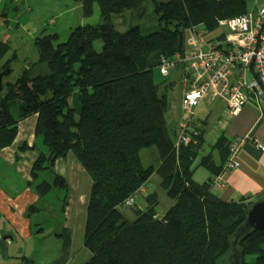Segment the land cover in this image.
<instances>
[{
  "label": "trees",
  "instance_id": "trees-1",
  "mask_svg": "<svg viewBox=\"0 0 264 264\" xmlns=\"http://www.w3.org/2000/svg\"><path fill=\"white\" fill-rule=\"evenodd\" d=\"M74 1L83 17L96 4L100 22L77 26L56 45L54 34L35 39L36 73L24 70L0 91V149L13 142L21 120L37 115L36 134L47 153L39 154L30 175L34 180L42 171L53 173L51 183L41 181L34 191L40 199L52 189L62 193L60 213L67 205L68 184L54 173L55 162L71 153L89 176L82 241L89 257L82 264H264V231L244 225L250 206L264 196L225 201L212 192L213 177L222 173L228 158L224 135L202 157V130L175 149L176 131L166 119L167 93L173 86L167 79L178 71L165 77L160 73L166 60L186 49L188 30L200 32L206 41L219 20L249 13L248 0ZM147 3L160 23L157 30L142 34L138 26L125 31L115 27L112 15H136ZM224 39L222 34L217 42ZM95 41L101 42L99 51ZM6 50L7 44L0 42V58ZM9 66L2 65L0 72ZM154 70L161 84L155 83ZM150 147L158 153L156 167L141 160V150ZM211 150L219 154L218 166ZM197 160L209 173L202 183L193 179ZM153 175L173 202L161 215L156 192L145 196L144 209L135 206ZM134 194L133 207H128L134 219L128 221L118 207ZM57 238L61 250L51 264H66L70 233L64 229ZM247 256H255L254 261H245Z\"/></svg>",
  "mask_w": 264,
  "mask_h": 264
},
{
  "label": "crops",
  "instance_id": "crops-1",
  "mask_svg": "<svg viewBox=\"0 0 264 264\" xmlns=\"http://www.w3.org/2000/svg\"><path fill=\"white\" fill-rule=\"evenodd\" d=\"M4 1L6 0H0V7ZM75 6H78V4H75ZM263 6L264 3L256 7L255 10L248 12L255 14ZM95 8L96 6L94 5L93 9ZM77 22L82 24L86 21L79 16ZM17 23H19L18 20ZM49 24L52 23L49 22ZM17 26L19 27V25ZM43 26L44 21L41 19L38 21L37 26L33 25L32 20L22 24L23 31L26 32L27 36H34ZM18 27H16V31L19 29ZM12 29L8 28V30L0 33V42L7 43L9 41ZM212 34L214 33L206 36L208 43L213 41V36L209 37ZM27 64V67L23 69L30 71L29 63ZM8 69H10V72L3 77L2 86L7 84L5 80L11 73L10 66ZM171 76H175L172 79L174 85L176 77L178 80V73ZM168 94L169 91L167 93L168 112L166 119L168 126L175 130L181 120L180 102L182 93H180V101L177 105L179 111L176 114L172 112V104L169 102ZM249 97V103L242 108L240 113L226 122L225 103L217 100L213 102L203 101L206 114L204 117H195V121L203 127L204 149L206 151H209V147L221 135H224L229 141L235 137L248 136L246 139L244 138L237 155L234 157L238 162V167L213 177L212 192L225 201L237 200L240 197L264 196V100L257 104L252 94H249ZM198 107L195 110V114L198 112ZM36 121L37 115L21 120L17 125V133L13 142L9 146L0 149V264H51L59 253V247L52 255L53 250L49 254L46 243L51 242L52 236L55 241L59 242L56 234H58L57 232L61 233L64 229L70 233L71 246L69 252H71V255L68 263L70 264L74 258V244H79L83 236L84 227L83 231L82 227H80L79 233L74 231V227L76 223L81 222L82 215L85 221L91 180L71 153H68L63 159H58L54 164V173L62 176L68 184V198L67 205L61 213L59 212V195H62V193L57 194V197H55L57 200L54 204L49 203L54 210L59 208L56 211L58 214L56 220L59 224L55 225L56 228L58 227L57 229L53 230L48 226L49 230H46L48 224L53 226L52 221L54 220L51 215L40 213V208L44 206L43 201L48 195L40 199L34 191V186L41 181L51 183L53 181V173L47 170L42 171L34 180H32L30 175L32 165L39 154L47 153L41 137L36 134ZM208 128L210 130H207ZM253 138L258 140L263 149L252 142ZM211 157L216 166L221 163L217 150H211ZM158 164L159 161L153 166L156 167ZM197 171L198 168L195 169L193 174L194 181L198 183L206 181L209 173L204 169V174H200V179H196ZM148 183L145 185L146 190L149 189ZM29 207H34L37 210L33 209L28 212L27 209ZM33 216L37 221H32ZM36 227H38L37 231H35ZM73 234H78L76 240L80 241H74ZM45 239L44 246L42 244L36 245V240L43 243ZM58 242L56 243V248ZM77 252L79 255H77L78 259L82 262L89 257V252L83 247L82 243Z\"/></svg>",
  "mask_w": 264,
  "mask_h": 264
},
{
  "label": "rangeland",
  "instance_id": "rangeland-1",
  "mask_svg": "<svg viewBox=\"0 0 264 264\" xmlns=\"http://www.w3.org/2000/svg\"><path fill=\"white\" fill-rule=\"evenodd\" d=\"M262 3H264V0H248L247 9L248 11L255 10L256 7H259ZM5 4H7V6H5ZM75 4L76 3L74 0H6L3 2L2 6L0 7V33L3 32L4 30H8V28L10 30L13 28L12 34L9 35L10 39L6 43L8 46V50H6L4 52V55L1 56L0 58V65L7 64V65H10L11 67V73L8 75L5 82L14 83L16 79L18 78V76L24 70L23 68L27 67L28 65L27 63H29V66H30V74L33 75L34 73H36V70H34L33 67L38 64V60H39V55L34 45V41L37 37L41 36L42 34H54L56 35V38L54 40V45H56V44L65 42L70 32L73 29H75L77 26H80V25L82 26L84 23L94 25L100 22L98 7L96 4H94L96 8L93 9L91 15L88 17H83L81 7L79 5L75 6ZM3 8H5L4 11H3ZM79 16L81 18H84L86 22L82 24H78L77 19L79 18ZM16 19L18 20L19 23H17ZM40 19L44 21V26L41 29H39L34 36H27L26 32L23 31L22 24L27 23L28 20H32L33 25L37 26L38 21ZM111 19H112L113 24L119 31H125L131 26H138L142 34L155 31L159 28V25H160V23L158 22L153 12V8L150 3H147L142 8L141 11L136 12V15H131L129 12H125L122 15H112ZM226 20H229V19H226ZM222 21H225V20H219L217 23V29L215 30L216 32H214V34L209 36V37L213 36L212 37L213 40H215L217 37L221 36L222 34L226 33V29L222 28L219 25L220 22ZM49 22L52 24H49ZM17 25H19V27ZM16 27L19 28L17 31H16ZM29 37H33V38H29ZM94 48L95 50L99 51L101 49V42L95 41ZM175 55L176 57L173 58V60H170L167 62L172 63L174 65V67L171 68L170 70L176 69L178 71L177 72L178 80L176 77V81H174V85H173L174 87L172 86V89L169 90V94H168L169 102L172 104V112L176 114L179 111V109L177 108V105L179 104V101H180V93H181L180 85H182V78L184 77L185 73L182 75V65L181 64L178 65L179 56H177V54ZM167 68H168V64L164 62L160 70L166 71ZM153 75H154L155 83L161 84L163 82V79L161 78L162 75L159 76L156 70H154ZM173 78H175V76L168 77L167 82H173L172 81ZM8 81H11V82H8ZM180 109L182 110L181 102H180ZM205 114H206V110L204 108V104L201 103L198 107V112L195 114V117L196 118L204 117ZM201 130L203 131V127L200 125L199 132ZM207 130H210V128H208ZM175 131L179 132L178 124L176 126ZM195 135L196 134H189L188 138L190 139L192 136H195ZM187 143L189 142H186V143L184 142L183 144H187ZM207 153H209V151H206L203 146L199 154V157L205 156ZM140 156H141V160L144 166L156 165L159 161L158 153L155 147L142 149L140 152ZM197 164H198V161L195 162L193 170L195 171V169L198 168V171L196 173V179H200L199 176L200 174H204L205 168ZM205 170L207 171V169ZM223 172L224 171H222V173ZM201 179L203 180V178ZM206 180H208V178ZM148 187L149 189L146 190V188L143 186L142 188L143 193L140 196V198L137 200V205H135L136 208L144 209L145 206L147 205L145 196L148 193H153V192H156L158 194L159 203L156 208L158 214L166 211L173 204V202L170 199H168L163 193V191L159 188V178L156 175L152 176V178L150 179L148 183ZM50 196H52L51 197L52 202H50L51 201ZM55 197H57V193L55 192V190H52V193H50L43 201L44 206L42 208L39 207L40 213L51 215L54 218V220L52 221L53 226H51V224H48L46 226V230H49L48 226L51 227V229L53 230L58 228V227L56 228L55 225L59 224L56 220L58 216L56 211H58L59 208L58 209L55 208L54 210L53 208H51V204H49V203L54 204L56 202L57 199ZM250 200L252 201L254 200V198L251 197ZM130 207L132 208L133 206H130ZM118 208L122 210L124 217L128 221H131L134 219L133 210L131 208L130 209L122 208L120 206ZM32 221H37V219L33 216ZM84 223L85 221L82 215L81 222L76 223L74 227V231L79 233L80 227H82V231H83ZM37 230H38V227H36L35 231ZM57 233L59 234V232ZM76 238H78V234L77 235L73 234L74 241L76 240ZM45 241L46 239L42 243L41 241L36 240V245L39 246L42 244V246H44ZM77 241H80V240H76V242ZM82 241H83V236L79 244L77 245L74 244V251H73L74 258L70 264H78V263L82 264L83 262H85V261L82 262L78 259L79 255L77 251L80 249V245ZM57 242L58 241H55L54 237L52 236L51 242L46 243V246L48 248L47 251L49 252V254L53 250L52 255H54V253L56 252V249L58 250V247H59L58 255L60 254V250H61L60 239H59L60 244L58 242V245L56 248ZM58 255L56 256V258L58 257ZM70 255H71V252H69L66 264L69 263ZM234 255L236 254L233 251L232 252L233 258H234ZM254 259H255V256H247L245 258V261H247L248 263H251L254 261Z\"/></svg>",
  "mask_w": 264,
  "mask_h": 264
},
{
  "label": "built area",
  "instance_id": "built-area-1",
  "mask_svg": "<svg viewBox=\"0 0 264 264\" xmlns=\"http://www.w3.org/2000/svg\"><path fill=\"white\" fill-rule=\"evenodd\" d=\"M219 25L226 29L222 42L215 45L208 43L200 32L190 29L186 36V49L177 54L178 65H182V75H185L181 85L182 118L179 132H176L175 147L188 142L189 134H198L199 126L194 124V112L203 101L224 102L226 122L236 117L249 103V94L253 95L257 104L264 100V6L255 14L247 13L222 21ZM165 62L168 64L167 70H160L163 77L174 67L167 60ZM247 137L230 140L229 156L223 166V173L238 167L234 157ZM252 142L263 149L256 138ZM135 199L136 194L120 207L132 206Z\"/></svg>",
  "mask_w": 264,
  "mask_h": 264
},
{
  "label": "water",
  "instance_id": "water-1",
  "mask_svg": "<svg viewBox=\"0 0 264 264\" xmlns=\"http://www.w3.org/2000/svg\"><path fill=\"white\" fill-rule=\"evenodd\" d=\"M138 9L137 12L141 11ZM10 69H5L0 72V91H2V79ZM245 227L252 231H264V198L254 202L247 211L246 219L244 222ZM238 258L235 259L237 261Z\"/></svg>",
  "mask_w": 264,
  "mask_h": 264
},
{
  "label": "clouds",
  "instance_id": "clouds-1",
  "mask_svg": "<svg viewBox=\"0 0 264 264\" xmlns=\"http://www.w3.org/2000/svg\"><path fill=\"white\" fill-rule=\"evenodd\" d=\"M218 38V37H217ZM217 38L215 39V40H213V41H209L210 43H212V42H214V43H212V44H216L217 43ZM218 47V46H217ZM181 93H182V87H181ZM181 99H182V97H181ZM200 105V104H199ZM198 107V106H197ZM194 117H195V115H194ZM182 118V117H181ZM180 123H181V120H180V122H179V124L178 125H180ZM194 124H196V125H198L199 127H200V125L198 124V122L197 121H195V118H194ZM198 130V133H199V128L197 129ZM196 136V135H195ZM192 138V137H191ZM191 138L189 139V141L188 142H191ZM175 141H176V132H175V137H174V147H175ZM229 143H230V141H229ZM180 144H183V143H180ZM179 144V145H180ZM179 145H178V147H179ZM178 147H175V149H177ZM228 147H229V145H228ZM228 156H229V151H228ZM228 159V158H227ZM227 161V160H226ZM225 164V163H224ZM224 164H223V166H224ZM222 170H223V167H222ZM220 175V174H219ZM218 175V176H219Z\"/></svg>",
  "mask_w": 264,
  "mask_h": 264
},
{
  "label": "bare ground",
  "instance_id": "bare-ground-1",
  "mask_svg": "<svg viewBox=\"0 0 264 264\" xmlns=\"http://www.w3.org/2000/svg\"><path fill=\"white\" fill-rule=\"evenodd\" d=\"M201 104V103H200Z\"/></svg>",
  "mask_w": 264,
  "mask_h": 264
}]
</instances>
